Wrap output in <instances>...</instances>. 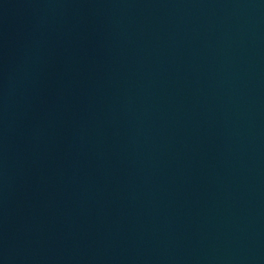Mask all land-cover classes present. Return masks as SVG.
Returning <instances> with one entry per match:
<instances>
[{"label": "water", "instance_id": "1", "mask_svg": "<svg viewBox=\"0 0 264 264\" xmlns=\"http://www.w3.org/2000/svg\"><path fill=\"white\" fill-rule=\"evenodd\" d=\"M0 264H264V0H0Z\"/></svg>", "mask_w": 264, "mask_h": 264}]
</instances>
